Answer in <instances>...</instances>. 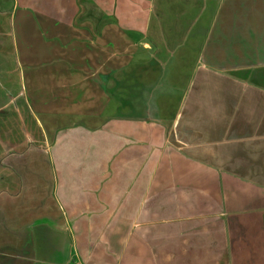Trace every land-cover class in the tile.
I'll return each mask as SVG.
<instances>
[{
	"label": "crops",
	"instance_id": "1",
	"mask_svg": "<svg viewBox=\"0 0 264 264\" xmlns=\"http://www.w3.org/2000/svg\"><path fill=\"white\" fill-rule=\"evenodd\" d=\"M44 2L0 51V264H264V0Z\"/></svg>",
	"mask_w": 264,
	"mask_h": 264
},
{
	"label": "rangeland",
	"instance_id": "2",
	"mask_svg": "<svg viewBox=\"0 0 264 264\" xmlns=\"http://www.w3.org/2000/svg\"><path fill=\"white\" fill-rule=\"evenodd\" d=\"M45 5L44 0L39 2L35 0H0V51L10 45L9 38L12 29H14L20 51L30 49L34 53L35 46H40V30L49 31L50 27V10ZM10 12L14 16L12 23L8 19ZM40 15L42 17L46 15L44 18L47 21L42 22L39 19ZM1 60L0 56V63ZM112 108L113 101H110L105 110L106 113H110Z\"/></svg>",
	"mask_w": 264,
	"mask_h": 264
},
{
	"label": "built area",
	"instance_id": "3",
	"mask_svg": "<svg viewBox=\"0 0 264 264\" xmlns=\"http://www.w3.org/2000/svg\"><path fill=\"white\" fill-rule=\"evenodd\" d=\"M70 264H82V263H70Z\"/></svg>",
	"mask_w": 264,
	"mask_h": 264
}]
</instances>
